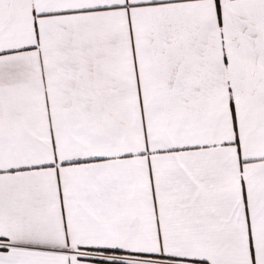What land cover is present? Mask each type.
Wrapping results in <instances>:
<instances>
[{"label":"snow or ice","instance_id":"6c2138e0","mask_svg":"<svg viewBox=\"0 0 264 264\" xmlns=\"http://www.w3.org/2000/svg\"><path fill=\"white\" fill-rule=\"evenodd\" d=\"M0 264H264V0H0Z\"/></svg>","mask_w":264,"mask_h":264}]
</instances>
